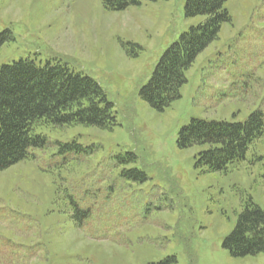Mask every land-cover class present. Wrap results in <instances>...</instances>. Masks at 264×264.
Returning a JSON list of instances; mask_svg holds the SVG:
<instances>
[{
  "label": "rangeland",
  "instance_id": "374dc122",
  "mask_svg": "<svg viewBox=\"0 0 264 264\" xmlns=\"http://www.w3.org/2000/svg\"><path fill=\"white\" fill-rule=\"evenodd\" d=\"M185 1L114 12L100 0H0L10 38L0 69L63 65L98 83L117 121L112 131L37 128L45 146L0 172V264H264V253L233 258L223 247L248 199L264 211V126L225 173L198 165L207 146H177L192 119L242 123L259 111L264 124V0L225 2L231 22L157 112L140 89L204 20L185 18Z\"/></svg>",
  "mask_w": 264,
  "mask_h": 264
},
{
  "label": "trees",
  "instance_id": "16d2710c",
  "mask_svg": "<svg viewBox=\"0 0 264 264\" xmlns=\"http://www.w3.org/2000/svg\"><path fill=\"white\" fill-rule=\"evenodd\" d=\"M100 1L106 10L117 12L140 6L144 1L169 0ZM227 1H185L184 17L201 16L204 20L190 27L164 51L150 80L140 89V97L153 110L164 112L180 98V90L186 83L185 73L198 55L218 38L221 26L231 22L224 8ZM9 40L6 33L0 34V48ZM73 126L104 131H112L117 126L113 105L96 81L60 64L39 67L28 59L1 67L0 172L29 159L31 149L45 146V138L35 134L37 128ZM263 126L259 111L242 123L192 119L180 129L177 146L180 149L207 146L198 154V165L212 173H225L230 166L245 159L249 146L262 135ZM133 160L134 156L129 154L124 163ZM143 180L141 177L140 182ZM223 247L233 258L264 253V211L251 199L244 203Z\"/></svg>",
  "mask_w": 264,
  "mask_h": 264
}]
</instances>
